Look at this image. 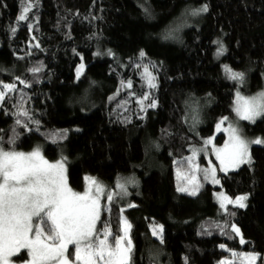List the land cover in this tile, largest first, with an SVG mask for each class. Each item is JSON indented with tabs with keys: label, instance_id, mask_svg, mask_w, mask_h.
I'll return each mask as SVG.
<instances>
[{
	"label": "trees",
	"instance_id": "16d2710c",
	"mask_svg": "<svg viewBox=\"0 0 264 264\" xmlns=\"http://www.w3.org/2000/svg\"><path fill=\"white\" fill-rule=\"evenodd\" d=\"M203 5L207 12L184 15L175 38H164L177 16ZM263 78L264 0H0V85H15L0 100V146L63 159L75 192L86 175L109 190L137 176L139 186L101 205L97 222L114 245L125 216L131 264H218L232 252H264V143L250 146L251 163L218 173L219 186L196 195L178 191L174 175L221 118L235 117V90L250 95ZM241 127L264 140V117ZM218 188L246 195V207L222 209ZM27 259L26 251L13 258Z\"/></svg>",
	"mask_w": 264,
	"mask_h": 264
},
{
	"label": "snow or ice",
	"instance_id": "6c2138e0",
	"mask_svg": "<svg viewBox=\"0 0 264 264\" xmlns=\"http://www.w3.org/2000/svg\"><path fill=\"white\" fill-rule=\"evenodd\" d=\"M27 11L28 8H25L24 13ZM207 11V5H203L193 10L191 15ZM25 18L21 14L18 19ZM183 26L182 23L170 26L164 38H175V33ZM222 52L223 45L218 49V53ZM140 55L143 56L144 53L141 52ZM83 68V64L78 66L77 78ZM226 70L230 79L244 81V73ZM31 71L36 72L38 69ZM145 71L147 72V68ZM151 86L155 87V84ZM14 87V84L0 85V100L5 99L6 91ZM150 107H155V103ZM233 110L241 120L254 122L257 118L264 117V92L245 97L237 91ZM226 119L227 117L224 118ZM217 128H220V124H217ZM227 131L230 133L229 141L224 148L216 149L221 164H224L225 159L234 167L251 163L249 144L264 143V140L248 141L231 124ZM65 172L63 160L50 163L39 149L24 153L5 150L0 146V264H13V258L22 251H27L29 257L24 264H131L133 245L128 236L131 225L122 219V223L126 225L124 235L115 236L114 245L110 243L112 233L109 229L105 227L102 233L97 229L102 210L98 198L88 190L84 193L74 192L68 186ZM213 182L218 183L214 173ZM92 183L97 193L103 191V186L94 178ZM117 188L119 192L108 194L109 201L116 195L127 194L124 183H118ZM198 188L199 185H194L189 194L196 195ZM178 191L187 189L180 188ZM246 200V196H239L235 203L244 208ZM228 202L233 203L231 200ZM221 207L224 205L221 204ZM232 230L239 235V229L235 225H232ZM157 234L153 230V235ZM241 243H244L243 238ZM70 246L75 248L74 261L70 259ZM256 258L255 254H248L249 264H253Z\"/></svg>",
	"mask_w": 264,
	"mask_h": 264
},
{
	"label": "rangeland",
	"instance_id": "374dc122",
	"mask_svg": "<svg viewBox=\"0 0 264 264\" xmlns=\"http://www.w3.org/2000/svg\"><path fill=\"white\" fill-rule=\"evenodd\" d=\"M193 10L194 9H191L190 11H184V13L180 14L179 16H177V19H175V21L173 23H171L167 27V29H169L170 26L171 27H175L176 24L181 23V19L184 17V15L190 16L192 18H195L197 15H191V12ZM166 30H165V34H166ZM77 68H78V66L75 69V75H76V72H77ZM76 77H77V75H76ZM237 91H239V90H235V92H234L233 107H234V102L236 100ZM260 92H264V78H263V86L260 89H258L257 91H255L254 93H252L250 95H244L241 92H240V94L242 96H245V97H251V96H254V95H256V94H258ZM190 117L191 118L193 117V113H190ZM224 118L225 117L221 118L215 124V126L213 128V133L210 134L209 136H207L206 138H204V142H203L202 146L191 147L189 149L190 151H189V153L187 155L188 165L187 166H181L180 168H176L174 170V172H175L174 175H175V179H176L175 185H176L177 190L180 189V188H184V189H187V191H184V192L190 193L193 190L194 185H199V187H200V186H202L204 184H209V185H211L213 187H217V186H219L218 173H224V172H227V171H230V170H234V169L237 168V167L232 166L227 159H225V162L222 165L221 164V160L217 158V152H216V149L224 148L226 142L229 141L230 133H229V131H227V129H228L230 124L233 127L238 128L240 133H241V135L243 136V138L248 140V141H254L256 139H261L260 137H246V136H244L242 134L241 121H247V120H241L237 116L236 113H235V117L233 119H228L227 118L226 120H224ZM247 122H253V121H247ZM217 124H220V128L219 129L217 128ZM219 133H222L224 135L222 143H217L215 141V139H216V137H217V135ZM209 140L211 142L210 143H206V141H209ZM252 144H256V143H250L249 144V148H250V146ZM259 144H261V143H259ZM249 148H248V151H249ZM34 149H39L40 152H41V149L39 147H36ZM34 149H32L30 151H17V152L29 153V152H32ZM189 158H191V159H189ZM61 160H63V159L60 158V159L53 160V161H49V160H47V161H49L50 163H56L57 161H61ZM64 168L66 170L65 161H64ZM222 169H227V170L225 171V170H222ZM205 170H207V173L205 172ZM213 173H214V178H215L216 181H218V183H214L213 182ZM65 175H66V172H65ZM206 176H207V178H206ZM92 179H93L92 176L86 175L84 177V182L85 183H84L83 189L80 192H78V193H84L86 190L90 191V193L94 197L98 198L100 206L104 205V204H108L110 202L107 199L108 194L114 193V192H119V189L117 188V184L118 183H124L126 185L127 193L131 189H133L134 187L139 186L138 177L134 176V175L133 176L131 175V177H129V180L127 181V183L124 182L123 180H120V181L117 182L115 187L113 189H110V190L107 189L102 183H100L98 181L99 184L103 186V191L100 192V193H97L96 190H95V185L92 183ZM212 193H213V197H214V200L216 201V203L220 207H221V204L224 205V207H221L222 209H225V207L227 205H233V206L239 207L235 203L236 198L239 197V196H246V195H238L236 197H230L222 189H219V188L218 189H213ZM123 195L124 194L116 195V196L113 197V199L116 198V197L120 198ZM229 200L233 201V203H229L228 202ZM245 204H247V200L245 201ZM122 219L127 221L125 216L123 214H121V218H120L121 234L119 236H123L124 235V229L126 228V225L124 223H122ZM127 224H128V221H127ZM128 236H129V229H128ZM237 236L239 238V241L241 242L240 233ZM26 253H27V251H26ZM72 253H73V261H74V253H75V248L74 247H73ZM248 254H255L256 255L257 258L253 262V264H255L257 262L259 256H261V259L264 262V252L262 254H260L258 252H254V251H243L242 250V251H238V252H232L229 256L224 257L223 259H221L218 264H249L248 259H247ZM28 259H29V257H28ZM13 264H24V262H16V261L13 260Z\"/></svg>",
	"mask_w": 264,
	"mask_h": 264
}]
</instances>
